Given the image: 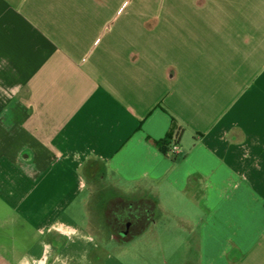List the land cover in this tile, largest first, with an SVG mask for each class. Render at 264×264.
<instances>
[{
	"label": "crops",
	"instance_id": "crops-1",
	"mask_svg": "<svg viewBox=\"0 0 264 264\" xmlns=\"http://www.w3.org/2000/svg\"><path fill=\"white\" fill-rule=\"evenodd\" d=\"M114 2L0 0V264L131 263L116 197L264 264V0Z\"/></svg>",
	"mask_w": 264,
	"mask_h": 264
},
{
	"label": "rangeland",
	"instance_id": "rangeland-1",
	"mask_svg": "<svg viewBox=\"0 0 264 264\" xmlns=\"http://www.w3.org/2000/svg\"><path fill=\"white\" fill-rule=\"evenodd\" d=\"M114 1L116 8L124 2V0ZM148 1L150 2V0ZM140 4L141 0H133V8L128 6L123 11L117 29H123L124 25L126 29L135 30L138 23L136 21H132V23L126 21L134 13V9H140ZM125 6L126 4L123 8ZM95 205L96 199L92 198L88 206L95 208ZM98 216V214L92 215L94 218H99ZM156 217L159 218V215H156ZM78 221L80 224L83 222L82 219H78ZM155 221L153 220L142 234H137L130 241L122 242V245H111V242L108 246L111 252L130 258L131 263L129 264H182L184 262L181 260L185 258H188L191 263L197 264L201 256L198 238L199 230L193 231L184 227L176 217L166 213H162L160 219L156 218ZM114 235L118 240L123 241L125 239L124 237L122 239L119 238V233ZM18 236L21 244L20 251H25L30 247L29 244H26L29 238L27 236L22 237L23 235L20 232Z\"/></svg>",
	"mask_w": 264,
	"mask_h": 264
},
{
	"label": "trees",
	"instance_id": "trees-1",
	"mask_svg": "<svg viewBox=\"0 0 264 264\" xmlns=\"http://www.w3.org/2000/svg\"><path fill=\"white\" fill-rule=\"evenodd\" d=\"M162 151L167 152L169 142L167 139L154 141ZM156 203L151 198L127 200L121 197L109 201L106 209L107 222L113 234L119 232L123 226L130 224L131 231L124 240L132 239L137 234L143 233L154 218Z\"/></svg>",
	"mask_w": 264,
	"mask_h": 264
},
{
	"label": "flooded vegetation",
	"instance_id": "flooded-vegetation-1",
	"mask_svg": "<svg viewBox=\"0 0 264 264\" xmlns=\"http://www.w3.org/2000/svg\"><path fill=\"white\" fill-rule=\"evenodd\" d=\"M131 231L130 224L127 223V225L123 226L121 229H119V238L122 239V237L126 236Z\"/></svg>",
	"mask_w": 264,
	"mask_h": 264
},
{
	"label": "built area",
	"instance_id": "built-area-1",
	"mask_svg": "<svg viewBox=\"0 0 264 264\" xmlns=\"http://www.w3.org/2000/svg\"><path fill=\"white\" fill-rule=\"evenodd\" d=\"M172 149H173L174 151H178V146H177V144H174V145L172 146Z\"/></svg>",
	"mask_w": 264,
	"mask_h": 264
}]
</instances>
